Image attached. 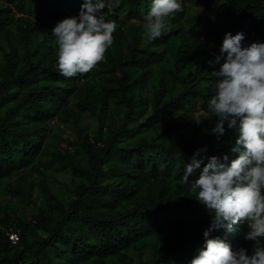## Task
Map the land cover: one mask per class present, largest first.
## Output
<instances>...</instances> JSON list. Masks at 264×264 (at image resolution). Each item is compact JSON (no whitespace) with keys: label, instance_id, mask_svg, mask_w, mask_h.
Here are the masks:
<instances>
[{"label":"trees","instance_id":"obj_1","mask_svg":"<svg viewBox=\"0 0 264 264\" xmlns=\"http://www.w3.org/2000/svg\"><path fill=\"white\" fill-rule=\"evenodd\" d=\"M5 1L0 6V41L8 42L1 47L0 64V183L13 173H43L55 117L90 111L99 128L96 136L73 141L74 151H53L46 163L71 172L69 194L61 197L42 180L47 206L29 217L14 211L0 217V264H190L205 245L203 233L214 212L180 179L197 150L205 157L227 154L230 162L239 135L227 123L224 134L211 131L217 119L208 109L216 79L211 72L220 64L209 61L221 55L225 33H243L244 46L264 43V0H199L197 15L189 12V0H180L184 10L168 18L171 30L154 41L142 27L152 0H104L102 14L117 24L114 43L94 69L71 78L58 71L52 28L78 16L84 0ZM14 10L20 16L15 28L7 27ZM39 29L50 32L34 47ZM49 36L53 42L47 44ZM20 45L24 51L15 55ZM112 101L121 113L109 114ZM196 109L209 119L200 115L197 124L190 114ZM8 191L23 204L32 200L21 187ZM11 231L19 233L17 243ZM249 231L243 221L231 231L214 229L209 238L251 254Z\"/></svg>","mask_w":264,"mask_h":264},{"label":"clouds","instance_id":"obj_2","mask_svg":"<svg viewBox=\"0 0 264 264\" xmlns=\"http://www.w3.org/2000/svg\"><path fill=\"white\" fill-rule=\"evenodd\" d=\"M105 6L104 0H84L78 16L64 18L52 28L61 75L87 74L105 59L117 28L102 14ZM183 10L180 0H152L142 24L144 36L149 41L161 37L171 30L168 18ZM243 40L241 32L225 33L221 55L209 61L220 64L218 71L211 72L216 79L210 85L214 91L208 109L217 118L211 131L224 134L225 123L238 129L231 148L237 156L228 162L227 154L222 159L205 157L197 150L180 179L181 185L190 184L196 200L214 212L203 233L205 245L190 264H264V43L244 46ZM193 120L201 122L199 116ZM197 170L198 176L190 180ZM243 221L250 228L245 238L254 242L251 254L243 247L233 250L219 237L209 238L214 229L231 231Z\"/></svg>","mask_w":264,"mask_h":264},{"label":"rangeland","instance_id":"obj_3","mask_svg":"<svg viewBox=\"0 0 264 264\" xmlns=\"http://www.w3.org/2000/svg\"><path fill=\"white\" fill-rule=\"evenodd\" d=\"M201 4L202 2L199 0H189L187 3L189 12L197 15ZM5 5H7V2L5 0H0V6ZM18 16H20V14L14 10V17L8 21L6 26L15 28L14 23ZM49 32V29H39V35L36 36L32 42L33 46L35 47L44 41ZM51 42H53V37L49 36L47 44H50ZM7 43L8 42L3 39L0 41V64L3 59V51L1 47L7 45ZM23 51L24 46L20 45L15 49L14 54H22ZM122 111V107H120L115 101L111 102L109 106L110 115L119 114ZM190 114L195 116L204 115L207 119H209V116L206 113H203L200 109L192 110ZM98 120V116L94 115L90 111L82 114L77 113L76 117H72L71 119L61 120L55 117L52 120L54 124L53 132L55 133V136L50 140V150L42 160L45 166L43 173L28 172L26 173V177H20L18 173H13L4 178L3 183H0V217L4 216L8 211H14L21 217H29L31 214L37 212L40 206H47L48 200L46 198V192L41 189L42 180L46 181L48 186L54 192L60 194L61 197L69 194L70 188H68V183L71 181V172H67L57 166L49 168L46 166V163H48V160L51 159V153L53 151H57L65 147L74 151L76 146H72L73 141H76L80 135L83 136L89 134L96 136L99 128ZM11 186L21 187L24 193L32 197V200L23 204L20 202L21 199H12L8 191Z\"/></svg>","mask_w":264,"mask_h":264},{"label":"built area","instance_id":"obj_4","mask_svg":"<svg viewBox=\"0 0 264 264\" xmlns=\"http://www.w3.org/2000/svg\"><path fill=\"white\" fill-rule=\"evenodd\" d=\"M11 238L14 243H17L19 240V233L17 231H11Z\"/></svg>","mask_w":264,"mask_h":264}]
</instances>
